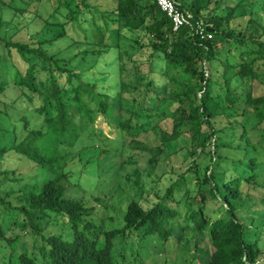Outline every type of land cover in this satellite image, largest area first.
I'll return each instance as SVG.
<instances>
[{"label":"trees","instance_id":"1","mask_svg":"<svg viewBox=\"0 0 264 264\" xmlns=\"http://www.w3.org/2000/svg\"><path fill=\"white\" fill-rule=\"evenodd\" d=\"M177 1L193 19L203 20L212 39H199L188 26L172 30L153 0H0V60L15 52L26 63L23 70L15 68L10 81L12 103L22 94L40 101L34 107L40 123L32 126L22 116V131L0 147V160L13 151L28 158L32 166H48L45 173L51 174L41 183L34 182L23 202L13 206L23 216L12 227L19 225L33 234L29 250L17 252L13 264H115L118 234L140 230L141 238L155 234L167 240L182 213L185 226L193 224L209 240L212 249L205 264L257 262L260 236L252 216L258 212L248 211L256 200L264 203V187L259 183L264 172V88L259 89L258 79L264 77V23L250 17L243 28L232 26L229 20L237 1L229 5L235 0ZM249 2H258L255 7L264 12V0ZM222 8L227 9L225 14ZM38 19L54 26L48 36H19ZM49 20L56 22L48 24ZM124 30L132 34L137 53L149 50L147 58L140 60L119 49ZM140 33L146 43L140 41ZM69 37L73 41L67 46L52 49ZM69 45L84 48L74 52ZM111 53L119 72L115 91L109 85ZM87 57L93 59L89 68L83 67ZM153 57L163 61L160 79L151 76L156 72ZM92 67L96 71L88 72ZM124 71H128L126 79ZM7 84L0 81V94L9 98ZM125 91L129 97L123 96ZM99 116L122 134L151 117L170 118V131L160 144L187 133L186 140L194 145L189 151L194 159L149 206L135 200L127 204L120 228H105L96 219L99 204L92 196L86 201L65 194L69 162L80 158L84 149L95 147L89 140H109L93 127ZM65 134L81 137V147L58 150ZM103 144L90 150L108 156ZM15 172L0 170V182L15 179L11 176ZM183 178L185 186L189 179L193 182L196 192L186 195L181 205H173L175 188ZM5 194H0V209L12 207ZM214 201L221 203L223 216L207 214V204ZM65 223L72 230L69 239L62 232H45L48 225ZM18 235L7 236L0 224V243L12 242Z\"/></svg>","mask_w":264,"mask_h":264},{"label":"rangeland","instance_id":"2","mask_svg":"<svg viewBox=\"0 0 264 264\" xmlns=\"http://www.w3.org/2000/svg\"><path fill=\"white\" fill-rule=\"evenodd\" d=\"M235 2L236 6L233 8L229 20L232 26L238 25L243 28L242 26L250 17L257 18L264 23V12H259L258 8L255 7V5L258 6V2L252 5L249 0H235L230 2L229 8L234 6ZM226 11V8L221 9L222 14H225ZM46 14L44 13L43 17ZM58 17L61 20L62 15L59 14ZM51 22L56 21H47L48 24ZM50 28H54V26L52 24L47 25L42 19H38L36 22H31L28 29L22 31L19 36L25 39H30L31 36H48ZM132 37L129 31L124 30L121 38H119V49L127 51L128 55L134 54V57L144 60L147 58L149 50L145 49L142 53H137V44L134 43ZM139 38L141 42H147V38L142 33L139 34ZM262 39L264 40V34ZM71 41H73L71 38L68 41L59 40L56 45L52 46V49L57 50L58 47H65ZM69 47L74 52L84 48L83 45H69ZM111 55L108 63L113 64V70L110 69L109 85L110 89L115 91L118 87L119 72L117 62L114 59L115 53H111ZM86 61L83 67L89 68L93 59L87 57ZM162 62L160 58H152V66L156 72L151 73V76L156 79L162 77L160 72ZM25 66L26 63L15 52L12 53L11 58L6 57L0 60V81L4 80L8 83L5 89L9 93V98L0 94V147L9 145L14 135L20 134L23 126L22 116H26L32 126H35V121H37L36 125L40 123V119L34 111V107L40 102L39 99L36 97L31 99L27 94H22L19 99L14 97L15 100L12 103L14 94L11 91L10 81L15 73V68L23 70ZM99 66L102 67L101 62ZM127 68H131V63L127 62ZM145 68L146 66L142 67L143 70ZM89 71L95 72L96 68L92 67L88 69ZM123 76L126 79L128 71H124ZM258 79L261 80L259 89H263L264 77L260 75ZM237 83V80H234L232 84ZM123 96L129 97V93L125 91ZM163 116H154L151 117L150 121H142L138 126L132 128L129 134L117 132L99 116L93 127L97 133L101 131L109 140L93 138L88 141V144L94 143L95 147L93 148L95 150L96 147H101L104 143L108 156H102L103 154L98 153V149L96 151L90 150L93 148L88 147V144L85 143L83 146L88 147V150L84 149L85 151L80 153V158H75L69 162L70 176L69 182H66L65 194L73 197H84L86 201L90 200L92 196V199L99 204L96 209V219L102 221L105 228L122 227L123 215L131 200L139 202L143 207L149 206L156 196L162 194L177 175L194 159L195 156L189 153L194 145L191 140H186L187 133H182L178 138L165 145L160 144V138L164 133L165 135L169 133L171 126V119ZM176 116L179 117L180 112H177ZM158 127L161 130H158ZM254 136L256 137L255 133H253ZM81 139L77 134H65L62 136L63 143L58 146V150H74L81 147L83 144L80 143ZM146 145L151 146V149H143ZM152 156L155 158L153 162L149 161ZM127 158L134 160V162H124ZM200 159L197 158L196 160ZM31 164L32 162L28 158L13 151L5 153L0 160V170L4 168L16 169L14 175H11L15 179H5L0 182V194L4 195L9 192V194H5V197L10 200L12 205V207L0 209V224L7 236L20 234L12 242L1 241L0 264H13L16 261L17 252L29 250L33 241V234L30 230H20L19 225L12 227L15 219L21 220L23 216L14 210L13 206L23 202L22 200L28 192L35 187L34 182L41 183L51 175L45 173L49 170L48 166H42L40 169L37 165L32 166ZM35 174H37L36 177ZM181 181L180 185L175 188L172 202L173 205L177 202V206L184 203L186 195L193 196L196 192V187L190 179L186 186L184 185V178ZM259 183L264 187V172ZM210 204V202L207 204L208 215L210 214L212 218L224 215L221 203L214 201L212 205ZM252 209L258 212L252 217L256 218L254 225L258 228L255 231L256 235L260 236L259 248L261 250L255 264H264V203L256 200L248 212ZM177 221L173 223L171 235L167 240H163L155 234L141 238L140 230L118 234L113 251L115 264H205L212 249L207 236H203V232L198 231L191 223L185 226L183 213ZM248 222L250 223V220ZM45 232H62L67 239L72 236V230L67 223L48 225Z\"/></svg>","mask_w":264,"mask_h":264},{"label":"built area","instance_id":"3","mask_svg":"<svg viewBox=\"0 0 264 264\" xmlns=\"http://www.w3.org/2000/svg\"><path fill=\"white\" fill-rule=\"evenodd\" d=\"M159 10L170 20L172 30L188 26L191 32L201 40L212 39L213 34L206 28L203 20L198 17L193 19L191 12L179 6L177 0H153Z\"/></svg>","mask_w":264,"mask_h":264}]
</instances>
